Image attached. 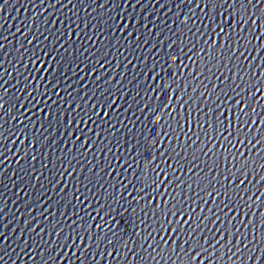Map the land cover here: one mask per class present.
I'll use <instances>...</instances> for the list:
<instances>
[{"label":"snow or ice","instance_id":"obj_1","mask_svg":"<svg viewBox=\"0 0 264 264\" xmlns=\"http://www.w3.org/2000/svg\"><path fill=\"white\" fill-rule=\"evenodd\" d=\"M69 2L71 3L72 0H69ZM194 5V8H199L201 10V16L208 21V24L205 26V30L210 27L213 35L216 38L215 41L211 40L210 42L208 40H204V44L206 47H211L214 43H216L217 37H219V40L226 38L224 46L227 48L228 52H232V57H230V59L237 61H241V57L247 59V56H245V52L247 51L248 47L252 45L253 40L260 41L258 46H253L255 52L258 48L264 49V31H262L264 30V3H262V0H255V3H253V0H194ZM225 5H227V7H225ZM205 9H207L206 14L204 12ZM221 9H223V11H220ZM253 9H256V11H253ZM0 11H2V9H0ZM257 13H259V15H257ZM115 19L119 21V23H117L116 25L117 30H119L121 25L124 24V21L120 20L119 17H115ZM111 23L112 21L109 19L103 20V27L108 32L112 31L110 27ZM132 23V19H129L127 21L128 28H126L125 31H128L132 27ZM187 24L188 20L185 19V25ZM194 26L195 25H193V27ZM144 27H147V25H145ZM257 28H259V33H257ZM188 30L191 31V29ZM152 32L155 33V29H153ZM129 35L135 37V40L139 42L140 38L138 36H135L134 32H129ZM34 40L35 37L33 38V40L28 42L29 45H31ZM106 41L107 43H105V47L111 44V40L106 39ZM233 41H235V45L233 44ZM116 43L118 45L119 41H117ZM181 43L183 44L184 42L181 41ZM130 46L134 47L135 45L133 44ZM145 46H147V42L145 43ZM195 46V44H192V49L195 48ZM177 47H179V45H177V43H173L170 39L168 48L171 55L164 59L162 63L160 61H155V58H153L154 63L149 68L147 61H145L148 79L152 80V85L148 86V91L152 93L153 99L162 98L165 92H167V94L169 92H179L180 86L178 85L177 87H172V85L169 84L168 79H166L165 65L170 68L171 65L175 63L177 69H185L188 66L184 64L183 59L181 58L187 56L188 59H191V56L188 53H184V48L180 49L181 53H184V56H178L176 52H172V49ZM185 47H187V45H185ZM240 49L244 50L239 51ZM2 50L3 45L0 44V51ZM21 51L23 52V56L27 57L28 67H31L34 73V76L29 74L27 80L25 81V83L28 85V88H31L33 90L29 93V96L31 98L33 97L34 93H40L38 97L39 102H35V107L38 109L39 115L42 120V123L38 121V123H40L41 131H45V129H47L50 133L51 130L55 128L57 130V133H59V130L63 128L64 134L67 135L69 139L75 138V141L79 144V148L77 149L76 144L74 143L72 146V150L69 152L73 157L78 159L79 157L76 155L77 152H83L85 149L91 151L89 145L92 143L93 137H95L96 141H100V137L101 135H104L105 129H107V131L110 133L112 128L115 127L114 119L119 120L120 107H118V103L121 99L120 91H122V89H120L119 87L117 88L115 98L109 92L101 91L104 85L101 84L103 76H100L96 79V84L99 85V87L96 88V92L100 93L99 99L96 98L95 93L92 94V100H95V103H92V101H89L87 99L89 95L87 91L84 92V96L81 97L79 101L73 99L71 92H69L68 97L65 99L57 90L61 87V82L67 85L68 80L71 78L69 77L68 72L62 66L67 63L68 69H72V65L76 64V67L79 68V63H77V58H75V50H73V58L70 61L67 59H58L56 56H53L51 50H43L40 49L39 46H37L36 48H32L30 51L23 50L21 48ZM116 51L119 53L118 47L116 48ZM125 51H127V49H125ZM153 51H155V48L153 49ZM238 51L239 54L237 55ZM108 54H111L110 49ZM84 58L85 57H80V59ZM178 59L180 60L179 63ZM49 60H51V63H49ZM157 65H159V70H157ZM103 66L104 65L101 64V67ZM0 67H2V65H0ZM256 67L259 68L260 65H256ZM153 73H155V75H153ZM176 74L179 75L180 73L176 71ZM93 75H95L94 72ZM50 76L52 77V79H49ZM260 76H264V71L260 73ZM136 79V77H133V81H135ZM255 79V71L251 73V78L247 81L244 80L243 76L240 77V80L243 82L242 85L235 83L236 76L234 79L232 78V84L229 85V90L225 91L221 89L222 98L220 97L214 102L215 108L209 106L208 111L211 113V116L214 117V121L207 124L203 122L201 123V127H214L215 124H219L221 126L227 125V128H225L226 134L223 136V139L227 141L228 145L237 152H239V149L236 148L237 144L244 147L248 151V153H251L253 149H257L258 145L264 144V113H258L256 111V108L252 106L253 101L256 102L258 107L261 106L258 97L264 95V87H261V85H264V80L258 81V83L253 87L251 86V81ZM81 83H83L82 80ZM172 83L174 84L176 82L173 80ZM144 84H148L147 79L144 81ZM246 84L249 85L247 88H245ZM50 85L53 86L51 88V91L56 92L57 96L60 97V99H57L55 104L50 103L52 98L48 96V89ZM68 87L71 88L72 86L68 85ZM85 88H87V85H85ZM8 91H10V89H8L5 84L0 83V101H3ZM257 93H259L260 95L258 96ZM75 94L77 97L80 96V93L78 91ZM139 95L140 92L138 90L136 96ZM202 95H205V93ZM127 96L128 94L125 93L124 99H127ZM45 97H47V101L45 100ZM145 99H147V96H145ZM69 100H72L71 104L68 103ZM172 101L173 95L170 97L167 95L166 101L152 108V110L149 112L150 116L155 118L161 108H170ZM61 102L63 104H67V108L69 111L61 110V108L59 107ZM132 102L133 104H135V97L133 98ZM225 102L232 103L235 105V107L225 108V110L221 112L220 109L224 107ZM41 103H48V107H42ZM181 103L182 105L186 106L190 103V101H182ZM20 107L23 109L26 106L20 105ZM137 107H140V105H137ZM4 109L5 104L3 102H0V145L6 146L7 141L11 140L13 136H16L17 139H19L20 137H24V140L20 145L21 148H24L26 145H29V150L31 148H35L38 141V136L36 134H32L31 138L29 139V136L25 135L26 127H21L19 129H5L6 120L4 119ZM144 110H148L147 103L144 104ZM27 111L30 112L32 111V109H28ZM114 112L116 113L115 117L113 116ZM141 114L143 115V112ZM17 120H19V114H17V116L13 118V123L15 124ZM257 120H259V123H257ZM20 124L24 125V121L20 120ZM89 125H93V127L89 128ZM253 125L256 126V131L252 130ZM33 127L35 126L33 125ZM97 129H99V131H97ZM77 130H79V135L77 134ZM17 131L19 132V135H17ZM129 132H131L132 135L135 136V132L132 129H129ZM253 132H256L257 134L253 136ZM140 135L143 136L144 134L141 132ZM50 138V136H45L44 143H48ZM113 138L115 137L113 136ZM215 138L216 137L214 136L211 137L209 139V142H211V139ZM149 139H151V137L143 141L144 145L146 147L156 148V143H158V141L149 144ZM189 139H191V137H189ZM124 140L127 142L126 135L124 136ZM233 140H235V144L232 143ZM253 141H255V143H253ZM12 142L15 145L16 141L13 140ZM117 143H119V141H117ZM138 146L139 145L132 146L131 151L135 152L136 147ZM92 147H95V144H92ZM65 148H67V145H65ZM81 149H83V151H81ZM100 151L101 153H103V146L101 147ZM117 151H119V149H117ZM157 151H159V149H157ZM165 153L166 152L160 153L161 158L165 156ZM2 155L3 152L0 151V156ZM17 155H19V153H17ZM205 155H208V153H205ZM239 156L241 158H244L245 152H239ZM69 166H71V161H69ZM61 167H63V165H61ZM131 167L132 166L130 165V168ZM245 167H247V165H245ZM154 171L157 175L163 177L164 170L159 168V166H157ZM238 171H243V169H239ZM102 179L103 178L101 177V180ZM227 179L231 180V177H228ZM260 181H264V177H261L257 181V183H260ZM93 182L95 181L89 178V183ZM96 183L98 189H103V191L106 193L108 192V187L106 185L99 182ZM166 183H169V181L165 179L154 181V185H160L161 187H163ZM249 183H251V181H249ZM242 185L244 187H241ZM220 187L224 188V193H208L209 196L213 197V202L215 201V197L217 195L227 194V186L221 183ZM112 188L113 192L106 197L104 205V211L108 214L109 217L112 216L113 210L118 212L119 209L123 208V205L120 204V207L110 209L108 201L113 200L117 194L114 185ZM247 189L248 186L245 185V179L240 178L237 184V195L239 199H244L243 196H239V192H247ZM124 190L125 189H123V192ZM88 191L89 195H92V190L89 189ZM202 191L206 192L207 189H202ZM123 192L121 193V198L124 200L125 197L123 195ZM73 195L75 196V193H73ZM95 195H103V193L96 191ZM157 195H159V193H157ZM128 196L132 197V193L129 192ZM181 198L183 199V197ZM135 199L136 196L132 197L133 201H135ZM141 199H143V197H141ZM250 199L251 197H249V200ZM193 200H195V197H193ZM149 202L150 205L155 204V201L152 200V198H149ZM116 203H119V201H116ZM232 203L233 202L231 201V197L229 196L228 202H225L223 205V209L231 210ZM129 207L131 208V205H129ZM240 207L244 208L245 204H241ZM217 208H220L219 204L217 205ZM123 210L128 211L129 209ZM182 211L183 209H180L176 211L174 215L180 216ZM142 213L143 216L148 215V212L143 209ZM224 213L225 214L223 217L219 216L218 218L221 221H225L227 223V227H222L220 230L222 233L227 232V244H221L223 235H221L219 239L214 238L212 242H209V238L206 236L203 240L204 244L200 243V240L197 238V233L203 225L199 223L196 227H193V217L195 215V210H193L192 216H188L187 214H185V216L183 217V222H181L182 218L178 221H175L177 225L176 227L172 226L173 221H169L167 219H165L163 222H160L159 228L154 229L156 232H168L170 237L173 233L176 234V238L172 239L171 241L172 252H175L176 239H180L179 252L175 253L176 260H173L172 264H177V261L180 262L182 257L187 259L188 264H205L206 256L208 264H210L212 258L211 253L215 249L216 244H221V250L224 247L230 245L232 238V224L235 220V216H228L227 212ZM155 215L158 218L159 214L156 213ZM200 219L207 220L208 217L205 216L201 217ZM216 219L217 218L214 217L210 222L214 224L216 223ZM190 220L191 223H189ZM144 222L145 221L142 218L140 223L143 224ZM248 224L251 225L252 223L248 222ZM165 225H167V228L165 227ZM185 225H188L187 236H184L185 232L181 231L182 229H185ZM54 227H58V225ZM90 227L92 228V225H90ZM97 227H103V225H98ZM80 229L84 230L85 235L87 236L88 230H85L81 223ZM150 235L153 236L152 233L145 234L142 237L143 240L149 239ZM94 238L95 237H93V239ZM69 239H71V234H69ZM255 239L257 240L256 237ZM258 241H264V238ZM65 243L67 244V240L65 241ZM81 243H83V240H81ZM109 243H113V241L110 240ZM185 243H187L188 245L187 249H185ZM241 243V239L238 238L236 242V255H239L241 252ZM154 245L155 246L149 245V247L153 248V252L156 251V248H159L161 252L163 251V249H161V245L167 246L168 240L164 238V235L160 236V242L154 243ZM205 245H207V247H205ZM88 247H91V245L89 244ZM244 247L246 248L247 245H245ZM145 251L147 252V249H145ZM251 251L252 250L250 249L248 253H245L246 258L242 262V264H248L249 259L252 260V264H262V261H264V249L257 251L254 256L250 255ZM129 252H131V249H129ZM109 255H111V253H109ZM152 259L155 260L156 257L153 256ZM156 264H159V261H157ZM239 264H241V262H239Z\"/></svg>","mask_w":264,"mask_h":264}]
</instances>
